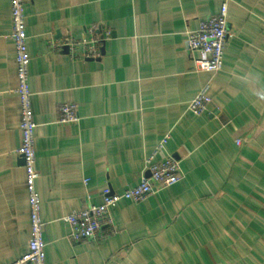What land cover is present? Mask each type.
<instances>
[{"label":"crops","instance_id":"0c3cea01","mask_svg":"<svg viewBox=\"0 0 264 264\" xmlns=\"http://www.w3.org/2000/svg\"><path fill=\"white\" fill-rule=\"evenodd\" d=\"M226 6L233 35L218 73L199 71L185 34ZM36 190L46 264H264V0H24ZM110 32L97 59L51 42ZM9 0H0V264L27 252ZM208 86L211 106L187 110ZM75 106L79 121L58 124ZM179 162L180 182L113 210L116 233L74 243L62 219L148 177L145 158ZM239 142V144H237ZM86 182V183H85Z\"/></svg>","mask_w":264,"mask_h":264},{"label":"built area","instance_id":"2783aa9c","mask_svg":"<svg viewBox=\"0 0 264 264\" xmlns=\"http://www.w3.org/2000/svg\"><path fill=\"white\" fill-rule=\"evenodd\" d=\"M11 34L10 40L14 46L15 95L18 98L20 112L19 146L16 155L23 163L25 186L28 193L30 213V239L27 252L12 264H46L45 243L43 240V223L41 220L40 198L36 190L39 177L35 169V137L36 123L31 105V90L29 86V57L27 53V36L25 32L24 0H9ZM226 6L222 5L216 14L197 22L195 31L187 32L185 46L188 52L197 54L194 64L199 71L218 73L222 70L224 49L232 34L226 27ZM86 39L77 40L66 37L57 42H51L53 50H66L74 59H97L100 56V46L110 39V32H97L96 28L85 30ZM212 100L208 96V86H204L188 105V112L193 116H201L211 106ZM79 121L75 106L64 104L58 109V124L70 125ZM167 142L165 137L156 149L145 158L147 178H142L138 185L121 194L109 191L103 193L99 206H89L80 212L62 219L68 227L67 238L74 243L96 241L116 233L113 210L121 201L139 204L156 193L175 186L180 182L181 174L179 162L171 156L157 160L159 152ZM239 144V142H237ZM86 183V182H85Z\"/></svg>","mask_w":264,"mask_h":264}]
</instances>
